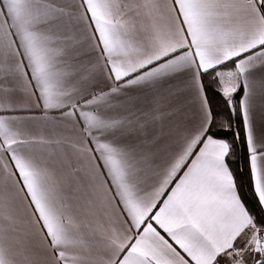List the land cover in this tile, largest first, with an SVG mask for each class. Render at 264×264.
<instances>
[{"label":"snow or ice","instance_id":"obj_1","mask_svg":"<svg viewBox=\"0 0 264 264\" xmlns=\"http://www.w3.org/2000/svg\"><path fill=\"white\" fill-rule=\"evenodd\" d=\"M0 264H264V0H0Z\"/></svg>","mask_w":264,"mask_h":264}]
</instances>
